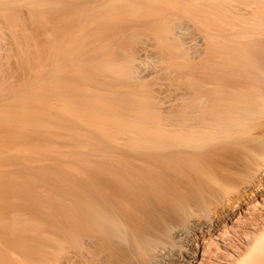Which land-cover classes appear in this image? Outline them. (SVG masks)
Masks as SVG:
<instances>
[{"label": "bare ground", "instance_id": "bare-ground-1", "mask_svg": "<svg viewBox=\"0 0 264 264\" xmlns=\"http://www.w3.org/2000/svg\"><path fill=\"white\" fill-rule=\"evenodd\" d=\"M64 4L0 0V51L8 42L14 65L39 83L61 75L67 102L54 104L119 147L63 178L31 169L27 183L1 186L0 264H264V0ZM110 48L121 66L106 60ZM148 55L172 62L170 90L136 96L127 82L72 78L80 56L123 77ZM11 87L15 105L17 93L38 94ZM10 109L3 138L30 116Z\"/></svg>", "mask_w": 264, "mask_h": 264}, {"label": "rangeland", "instance_id": "rangeland-1", "mask_svg": "<svg viewBox=\"0 0 264 264\" xmlns=\"http://www.w3.org/2000/svg\"><path fill=\"white\" fill-rule=\"evenodd\" d=\"M64 1L65 4L62 5V7L64 6L63 9L67 6H71L76 3H79L82 0H64ZM2 42H3L2 44H4L5 41ZM8 44L9 43L7 42L5 45L6 50L4 46L3 47L4 49L0 51V57H1L0 58V75H1L0 76V113L7 112V110L10 109L11 106L13 107L15 106L17 109L22 108L24 112L29 111L30 116L28 117L23 116L20 118V121L17 120L15 122H12L14 123L13 127H15L13 128V131L15 129L16 130L14 132L6 131L7 135H5V137L7 136V138L1 137L3 134L0 135V165L3 166L0 168V170L1 169L6 170V171L5 170L1 171L4 172V174L6 175L5 176L6 182L5 183L0 182V187L2 186L3 188H7L9 185L12 184L17 185L20 183H25V182L27 183L28 181L32 180V176L29 175V173L27 174L25 170L29 172V170L31 169L33 171L34 170L37 171V173H39L40 176H55L56 178L59 177L63 178L68 174H73L74 170L79 164L78 161L87 159L90 155H92V153L98 151L99 149L107 150V149H114L119 147L118 144L115 143L112 137H108L103 133L99 132V130H97V127H95L94 125L91 126V124H85L83 120L78 118V116H73L69 112L64 111L63 106L61 104H60L61 108L57 104H54V102H56L55 100L57 99H61L64 100V102L65 101L67 102L65 98V93H63L61 87L62 85L61 75L55 77L56 79L52 78L44 83H39L37 81L38 76L40 74L32 75V79H31V75L28 76L25 73V71L22 69H21L22 72H20V69L14 65L15 63L17 64V60H16L17 58L15 56L16 54L12 50L9 51L10 48H8L7 46ZM9 47H11V44L9 45ZM65 47H70V44L67 45L66 43H64V50H66ZM69 49L70 48H67V51ZM112 49L110 48L107 50V53L112 52L110 55L104 54V56H107L106 58H108L106 60H108V62L111 63H117V65L121 66L122 63H124V59H125L123 53L121 51L112 50ZM53 56L54 55H52L51 57L53 58ZM144 58L141 62V65L138 68H134L136 73H134V70H132L130 75L125 76V74H123L122 77L121 73H116L106 69H97L94 65H92L94 66V68L88 69V64H90L91 66V63L97 64V62L96 61L89 62L90 58L80 56L77 62L79 71L76 72L74 70L72 73V78L76 80L78 86H83V87L87 86L90 83L87 80V77L89 75L94 76L97 80H101L100 81L102 83L101 87H105V86L108 87L110 86L109 84L112 83L127 82V84H130L127 90L136 93L137 94L136 96L145 93L144 91H146V89L149 90V92L153 91L154 93H156L154 91L155 90L154 87L156 88L161 87V89L158 88L159 91L156 89V91L158 92L167 91L164 90V86H167V89L170 90L169 88L171 87V79H172L171 77L172 62L170 60L168 61L165 59H161L159 57L158 58L160 60L157 59L158 60L157 61L156 58H153L150 55ZM154 63L155 64L159 63V64L154 65ZM160 63L163 65H161ZM12 65H14V67ZM152 65L153 67L154 66H158V67L153 68ZM80 66L83 67V70L81 69ZM143 66L144 67L146 66V69L148 68V70L144 68L148 72L144 71L145 73L143 72L141 73L142 71L141 69ZM149 68L156 70H154V73L152 72L151 74L150 73L151 70H149ZM10 70H14L15 72L12 71L14 73H11ZM139 70L140 72H138ZM17 72L19 73L20 76L22 74V77L20 76L18 77L17 76L18 74L16 75ZM138 75L140 77L145 75L143 76L144 85L137 88L132 86L133 87L132 88L131 85H134V83L138 79H140ZM7 76L9 77V79ZM132 76L136 78H133ZM19 78L22 79L20 80ZM29 79L30 81H28ZM12 80L14 83H12ZM30 85H33L35 89H38L37 90L38 94L29 93L27 95H21L17 93L15 96L17 98L16 105L10 101H7L5 95H7L8 91L10 90L9 86L10 87L12 86L11 87L12 89L13 88L21 89L26 86L29 87ZM5 87L6 88L8 87L9 89L6 90ZM162 87L164 91L162 90ZM102 92L106 93L104 89L102 90ZM163 94L158 93L157 95L160 97ZM25 96H27V100H24ZM99 96L102 102V94H100ZM47 98H49L50 100ZM131 119L132 118H127V120H131ZM6 120L8 121L9 119L7 118ZM3 121L6 122L5 120ZM4 122L0 123V131H2V127L3 128L5 127V126L1 127V124L5 125ZM5 128L9 129L10 127L7 126ZM117 134L118 133L115 132V135ZM70 136H72L73 138ZM41 143L44 145V147H47V149L45 148L46 150L42 149L43 145H41ZM34 147L37 148V151H35L36 148ZM32 148L34 149L32 150ZM55 149L57 150L55 151ZM41 150L43 151L41 152ZM43 153L46 155L49 154L50 157L49 156L46 157ZM35 182L36 183L34 184L40 185V183L37 184L38 181Z\"/></svg>", "mask_w": 264, "mask_h": 264}]
</instances>
